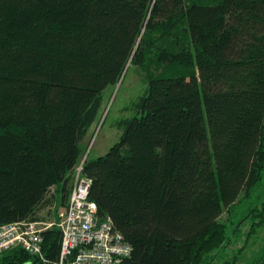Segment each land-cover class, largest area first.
Wrapping results in <instances>:
<instances>
[{"label": "trees", "instance_id": "1", "mask_svg": "<svg viewBox=\"0 0 264 264\" xmlns=\"http://www.w3.org/2000/svg\"><path fill=\"white\" fill-rule=\"evenodd\" d=\"M128 65L146 89L82 170L97 219L131 246L119 264H236L222 257L243 204L264 195V0H0V225L42 221L51 191L64 207ZM42 235L44 263L16 248L0 264H54L60 231Z\"/></svg>", "mask_w": 264, "mask_h": 264}, {"label": "built area", "instance_id": "2", "mask_svg": "<svg viewBox=\"0 0 264 264\" xmlns=\"http://www.w3.org/2000/svg\"><path fill=\"white\" fill-rule=\"evenodd\" d=\"M85 160L86 156L73 170L68 201L58 212L56 224L22 221L0 225V256L20 248L43 262L42 234L53 226L61 236L60 253L54 264H119L130 256L131 246L113 229L111 221L96 217V206L88 198L90 183L82 173Z\"/></svg>", "mask_w": 264, "mask_h": 264}, {"label": "rangeland", "instance_id": "3", "mask_svg": "<svg viewBox=\"0 0 264 264\" xmlns=\"http://www.w3.org/2000/svg\"><path fill=\"white\" fill-rule=\"evenodd\" d=\"M143 77L145 72L136 67L128 65L124 76L119 80L115 87H107L103 91V113L99 124L93 126L84 140L81 143L83 155L88 159H96L106 154V152L115 145L121 135V131L117 129V123L122 119H128L134 116L132 109L133 103L139 98L146 89ZM261 187V186H260ZM259 187V188H260ZM54 191L47 195L46 203L42 206L38 216L43 222L55 223L57 222L58 212L60 207L58 202L51 198ZM252 200L245 201L243 204L245 210L246 224L240 233L233 239L232 244L226 248L222 260H231L236 257V264H251L257 258L264 247V222L262 225H253L257 223L253 217L260 210L261 202H264V195L257 189L256 194ZM256 202L255 205L252 202ZM258 208L257 210H254ZM239 218L233 216L232 218L224 213L220 221L227 225L228 233L231 232V222H236ZM252 226L254 227L252 229Z\"/></svg>", "mask_w": 264, "mask_h": 264}, {"label": "bare ground", "instance_id": "4", "mask_svg": "<svg viewBox=\"0 0 264 264\" xmlns=\"http://www.w3.org/2000/svg\"><path fill=\"white\" fill-rule=\"evenodd\" d=\"M84 156H86V155H84ZM84 156H82V158H83ZM82 158H81V159H82ZM86 158H87V157H86ZM80 161H81V160H80ZM78 164H79V163H78ZM78 164H77V165H78ZM77 165H76V166H77ZM72 174H73V173H72Z\"/></svg>", "mask_w": 264, "mask_h": 264}, {"label": "crops", "instance_id": "5", "mask_svg": "<svg viewBox=\"0 0 264 264\" xmlns=\"http://www.w3.org/2000/svg\"><path fill=\"white\" fill-rule=\"evenodd\" d=\"M66 203H67V200H66ZM66 203L64 204V206L66 205ZM63 207V206H62ZM61 206H60V209L62 208Z\"/></svg>", "mask_w": 264, "mask_h": 264}]
</instances>
